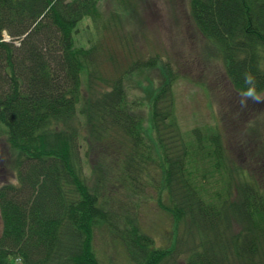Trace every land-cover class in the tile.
Listing matches in <instances>:
<instances>
[{
    "label": "trees",
    "instance_id": "obj_1",
    "mask_svg": "<svg viewBox=\"0 0 264 264\" xmlns=\"http://www.w3.org/2000/svg\"><path fill=\"white\" fill-rule=\"evenodd\" d=\"M113 1L121 8L110 21L103 0H0V264H117L97 253L103 230L124 242L132 264H264V150L255 153L247 129L226 127L228 118L241 126L237 113L253 126L264 113V0H188L231 90L224 128L188 131L178 76L160 53L135 56L110 79L102 41L76 44L87 18H130L124 4L133 0ZM146 72L158 82L148 126L127 88ZM139 196L171 215L177 233H192L194 248L180 258L177 243L156 246L125 214Z\"/></svg>",
    "mask_w": 264,
    "mask_h": 264
},
{
    "label": "rangeland",
    "instance_id": "obj_2",
    "mask_svg": "<svg viewBox=\"0 0 264 264\" xmlns=\"http://www.w3.org/2000/svg\"><path fill=\"white\" fill-rule=\"evenodd\" d=\"M119 5L120 3L113 0H103L101 11L111 21L112 12L121 8ZM124 5L130 12L125 11L126 16L130 17L127 21L122 18L120 24L109 25L107 20L101 19L95 25L92 19L87 18L79 25L76 44L88 48L98 40L102 41L105 55L102 72L104 77L110 79L124 75L135 56L148 58L156 52L160 53L164 59V68L167 71L174 70L178 76L174 92L182 128L185 131L203 126L224 128L222 106L231 105L228 102L231 90L223 60L207 51L208 42L192 21L188 0H133L132 3ZM105 23H108V28H105ZM125 36L130 41L129 46L121 44ZM108 56H113L114 60H108ZM167 62L171 64L169 67ZM153 71L157 72L154 73V78L159 79L162 72L157 69ZM148 76L146 72L127 81L129 100L140 101L143 109L147 111L146 126L151 123L150 106L155 94L152 85L158 84L157 80ZM146 78L150 80H145ZM263 100L264 95L259 101ZM229 110L236 111L235 108L228 109V112ZM258 111L260 114L264 108ZM236 115L241 126L236 127L228 118L227 129L238 133L247 129V140L251 147L254 145L255 153L263 152L264 113L255 126L251 122L253 114L249 117L250 122L246 116L238 113ZM142 199L139 196L137 206L133 203L127 205L125 214L133 217L143 230L154 237L156 246L173 247L177 243L178 249L175 253L181 255L180 258L194 248L190 247L194 242L190 236L192 233H184L182 229L177 233L171 215L163 212L154 200ZM95 243L97 253L104 261L111 257L117 264H132L124 242L108 231H100Z\"/></svg>",
    "mask_w": 264,
    "mask_h": 264
},
{
    "label": "clouds",
    "instance_id": "obj_3",
    "mask_svg": "<svg viewBox=\"0 0 264 264\" xmlns=\"http://www.w3.org/2000/svg\"><path fill=\"white\" fill-rule=\"evenodd\" d=\"M246 82L251 83V80L249 79V80L246 81ZM246 95H248V96H253V95H254V88H250V89L248 90V92L246 93Z\"/></svg>",
    "mask_w": 264,
    "mask_h": 264
},
{
    "label": "bare ground",
    "instance_id": "obj_4",
    "mask_svg": "<svg viewBox=\"0 0 264 264\" xmlns=\"http://www.w3.org/2000/svg\"><path fill=\"white\" fill-rule=\"evenodd\" d=\"M1 224H2V217H1V214H0V227H1Z\"/></svg>",
    "mask_w": 264,
    "mask_h": 264
}]
</instances>
